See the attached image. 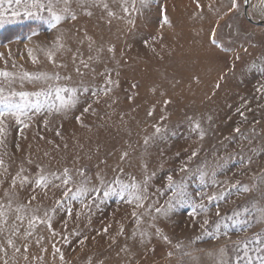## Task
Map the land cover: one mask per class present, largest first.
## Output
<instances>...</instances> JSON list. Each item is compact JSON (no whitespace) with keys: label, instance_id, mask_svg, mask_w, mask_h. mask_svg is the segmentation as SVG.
<instances>
[{"label":"rangeland","instance_id":"374dc122","mask_svg":"<svg viewBox=\"0 0 264 264\" xmlns=\"http://www.w3.org/2000/svg\"><path fill=\"white\" fill-rule=\"evenodd\" d=\"M34 2L0 0V32L32 25L0 41V94L30 101L0 116V264H261L264 25L246 0Z\"/></svg>","mask_w":264,"mask_h":264},{"label":"snow or ice","instance_id":"6c2138e0","mask_svg":"<svg viewBox=\"0 0 264 264\" xmlns=\"http://www.w3.org/2000/svg\"><path fill=\"white\" fill-rule=\"evenodd\" d=\"M34 7H42L41 4H39V0H35ZM234 7H237V5L235 4V0L233 3ZM51 17L52 19L50 20V28H55L59 23H61V17L57 14H55L54 12L51 13ZM75 18V17H73ZM215 42V41H214ZM0 75H7V73H0ZM69 92V90L67 88H63V89H58L56 92V96L57 99L60 101L59 104V108L62 109H66L68 107L71 106L72 103H74V98H75V90H72L71 92V96L70 97H65L62 96V93H67ZM28 95L27 93H19V94H13V96H19V101L14 100L12 98L9 97H4L2 94H0V105H3L4 107V111H0V116H3L5 114V112L9 113V114H17V115H23L27 109V107L30 104V101L28 99ZM36 110L39 111V105H36ZM59 110V109H57ZM0 131H2V129H0ZM44 180L43 178L39 179L37 181V184L40 186H43ZM65 183H67V180L65 181ZM70 191V189H69ZM34 199V197H33ZM249 264H251V262L249 261ZM261 264H264V261L261 262Z\"/></svg>","mask_w":264,"mask_h":264},{"label":"trees","instance_id":"16d2710c","mask_svg":"<svg viewBox=\"0 0 264 264\" xmlns=\"http://www.w3.org/2000/svg\"><path fill=\"white\" fill-rule=\"evenodd\" d=\"M31 28V24L8 27L0 32V41L7 42L14 38L23 37L31 32Z\"/></svg>","mask_w":264,"mask_h":264},{"label":"water","instance_id":"95a60500","mask_svg":"<svg viewBox=\"0 0 264 264\" xmlns=\"http://www.w3.org/2000/svg\"><path fill=\"white\" fill-rule=\"evenodd\" d=\"M251 8V0H246V3H245V15L247 17V19L256 24V25H264V19H254L252 17L249 16V9Z\"/></svg>","mask_w":264,"mask_h":264},{"label":"bare ground","instance_id":"6f19581e","mask_svg":"<svg viewBox=\"0 0 264 264\" xmlns=\"http://www.w3.org/2000/svg\"><path fill=\"white\" fill-rule=\"evenodd\" d=\"M252 5L256 8V10L259 12L258 14L262 15V0H252Z\"/></svg>","mask_w":264,"mask_h":264}]
</instances>
